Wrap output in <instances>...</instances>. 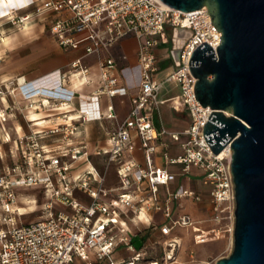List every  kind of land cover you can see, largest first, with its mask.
Returning a JSON list of instances; mask_svg holds the SVG:
<instances>
[{
  "label": "built area",
  "instance_id": "2783aa9c",
  "mask_svg": "<svg viewBox=\"0 0 264 264\" xmlns=\"http://www.w3.org/2000/svg\"><path fill=\"white\" fill-rule=\"evenodd\" d=\"M30 6H34V11L21 17L15 15L18 9L10 10L6 17H10L12 27L22 31L34 16L51 14L42 26L64 50L83 45L85 55L101 56L121 41L135 38L140 80L127 118L110 132L108 149L97 151L98 156H105L104 172L94 164L87 145L76 143L75 139L83 124L117 118L113 106L108 113L101 111L102 97L113 100L130 94L113 57L100 60L99 87L91 95L70 91L67 76L60 70L32 81L23 77L0 84V103L4 105L0 107V126L4 131L6 116L19 108L17 98L28 102L29 108L36 107L35 101L42 98L53 102L55 106L50 109L59 112L78 103L77 119L71 120L63 113L52 127L18 135L14 142L17 163L0 172V210L6 213L3 221L7 223L6 228L0 229V264H74L76 259L83 264H163L147 259L145 249L138 250L133 242L136 233L130 223L141 224L139 217L150 212L162 213L164 222L159 231L164 237L171 236L176 228H191L196 245L219 239V230H202L189 215L173 216L172 198L200 202L198 193L180 189L161 202L159 187L169 186L176 175L157 168L153 161L159 138L168 134L164 128L157 130L153 116L164 105L160 99L163 82L156 80L163 59L162 63L171 61L174 65L167 81L177 82L181 89L180 95L171 100L172 107L175 111L184 110L190 120L184 132L172 136L176 142L185 138L181 142L183 154L171 158L166 152L163 158L168 165L182 166V174H191L192 168L202 174L203 184L210 190L213 221L230 210L235 217L232 154L214 155L206 143L203 132L212 110L196 100V79L189 68L195 49L207 43L216 51L221 44L222 33L212 22L208 9L182 12L160 0H30L27 7ZM176 28L192 33L181 50L179 66L171 57ZM157 49L164 51L159 55ZM71 69L73 76L91 83L82 59L73 62ZM133 133L141 142L145 167L125 160L136 150ZM6 137L7 142L11 140L10 135ZM46 140L51 142L45 143ZM114 164L121 187L107 189L106 173ZM21 188H40L47 200L42 217L31 224H20L16 216L17 190ZM54 203L64 210L56 209ZM123 249L132 255L117 257Z\"/></svg>",
  "mask_w": 264,
  "mask_h": 264
},
{
  "label": "water",
  "instance_id": "95a60500",
  "mask_svg": "<svg viewBox=\"0 0 264 264\" xmlns=\"http://www.w3.org/2000/svg\"><path fill=\"white\" fill-rule=\"evenodd\" d=\"M160 1L182 12L206 7L222 33L216 51L204 43L189 62L195 98L212 110L204 139L214 155L232 151L234 249L216 264H264V0ZM191 37L188 29L173 30L176 66Z\"/></svg>",
  "mask_w": 264,
  "mask_h": 264
},
{
  "label": "crops",
  "instance_id": "0c3cea01",
  "mask_svg": "<svg viewBox=\"0 0 264 264\" xmlns=\"http://www.w3.org/2000/svg\"><path fill=\"white\" fill-rule=\"evenodd\" d=\"M30 0H0V84H6L10 80L25 78L27 81H32L41 76L47 75L51 72L60 70L63 74L67 76V88L70 91L79 92L84 95L93 94L99 87L100 81V69L99 62L102 59L113 57L118 67L122 70V83L130 87V94L126 97H118L113 100H109L106 97H102L101 100V111L103 113H108L109 107L113 106L117 118L115 120H102L83 124L80 128L79 134L76 136L75 142L86 144L89 152L92 155V160L94 164L100 169V171H105V156L97 155L98 150L108 149V138L111 131L115 130L118 125L125 121L128 114L131 111V97L136 92V87L140 80V69L138 67V42L135 38H128L121 41L114 48L108 52H103L101 56L98 55H85V46H79L76 48H71L64 50L58 46L54 41L52 36L45 27L42 26L45 21V17L51 14H46V16L38 17L34 16L27 24H33L26 30H22L19 33H12L14 28L10 23V17H6L10 10H17L16 16H24L34 11V6L27 7ZM30 30L31 33L27 36L25 31ZM12 33V34H11ZM164 50L157 49L156 53L161 54ZM126 56V60H122L121 57ZM78 59H82V62L86 68L89 69V81L90 84L86 83V80L76 76H73V71L71 69V64ZM161 100L164 101V105L161 106L159 112L154 113V123L158 131L162 128L168 131V134L163 135L158 140L157 153L153 156L154 165L157 168L165 167L171 173L176 175V179L169 184V186L159 187V199L162 203L166 202L170 194H175L178 190H192L198 193L202 200L196 202L199 204L198 209L191 208L189 212H196L199 216H203L201 212L206 210L207 218L212 219L214 215L213 207L210 202L209 188L203 184V176L196 169H191V174H182V166L179 165H168L163 154H167L171 158H176L183 154L181 148V142L184 141V137H181V142H176L173 139V134L182 133L181 130H176L178 124L171 119H167L169 111L176 114H184L189 119L188 114L184 111H175L172 107L171 100L179 94H174V92H167L161 95ZM10 103H13L12 99H9ZM37 106L34 108H29V103L22 101L21 99H15V103L19 106L15 113H10L5 118V135L9 133L6 132V123L10 119H14L16 138L18 135L37 132L45 130L53 126V122L56 121L58 115L67 114L71 120L77 119V107L78 103L75 102L66 111H54L50 107H54L53 102H47V100L39 98L35 101ZM45 105L46 107H43ZM0 107H4L0 103ZM158 115V121L156 120L155 114ZM170 114V113H169ZM161 115L166 117L163 121ZM22 121L20 120V118ZM188 126H189V122ZM2 128V127H1ZM188 128V127H187ZM134 144L136 150L132 156H126V161H133L135 164L145 167V155L141 149V142L136 133H133ZM184 138V139H183ZM51 140H46L45 143H49ZM96 161V162H95ZM102 165V166H101ZM105 186L107 189H119L121 187L120 177L117 173V166L114 164L110 166L106 173ZM118 191L117 193H121ZM29 199V198H24ZM24 201L26 204L27 202ZM192 200L190 198H178L171 201V207L173 210V216L179 217L183 215L190 214L185 210V201ZM33 201L32 207L37 205L35 199L29 200ZM194 201V200H192ZM195 202V201H194ZM162 215L158 212H150L146 216L147 224L134 225L130 223L131 230L134 233H138L144 229L152 227L149 231L148 243L143 246L146 250L148 249V244H150L153 238H164L159 231V225L164 222L157 220V216ZM205 215V216H206ZM191 217V216H190ZM192 218V217H191ZM198 223V222H197Z\"/></svg>",
  "mask_w": 264,
  "mask_h": 264
},
{
  "label": "rangeland",
  "instance_id": "374dc122",
  "mask_svg": "<svg viewBox=\"0 0 264 264\" xmlns=\"http://www.w3.org/2000/svg\"><path fill=\"white\" fill-rule=\"evenodd\" d=\"M31 25L33 24H29L24 30L31 27ZM19 32L21 31L14 29L12 33ZM30 33L31 31L29 29L25 31L26 36ZM162 61L163 59H160L158 66L159 72L156 74V80L158 82H163L160 94L163 95L167 92H174V94L180 95V85L175 81H167L168 76L174 70L173 63L171 61L162 63ZM155 117L158 121L157 113L155 114ZM161 119L164 121L166 117L161 115ZM167 119L169 121L173 119L178 124L176 130H181V132L187 129V122L190 121L186 115L176 114L172 111L168 112ZM20 120L22 121L21 118ZM14 123V119H10L6 123V132H8L11 137V140L8 142L6 141L7 137L5 132L0 126V172H4L8 167H12L15 162L17 163L16 146L14 143L16 140V126H14ZM160 168L165 169V167ZM17 195L19 199L17 206L19 212L16 216L20 224H31L42 217L47 200L40 188H21L17 190ZM22 199L27 202L26 204H31L33 201L31 202L29 200L35 199L37 205L35 207H32V205L27 206ZM184 203L186 207L185 210L195 222H198L197 226L199 228L205 231H211L214 229L219 230L221 232V237L201 245H196L194 242V233L191 228H176L171 236L153 238L152 242L148 244V249L145 250L148 253V257L157 258L162 261L163 264H216L221 259L229 258L234 249L235 217L232 215L233 210H230V212L225 211L218 216L219 220L213 221L214 217L212 219L207 218V215L205 214L206 210L201 212L203 215L201 217L195 211L189 212L191 208L198 209V203L192 200L185 201ZM54 206L56 209L61 208L64 210V207H61L56 203H54ZM5 214L6 213L3 210H0V229L7 227V223L3 221L6 216ZM156 219L161 222L163 217L159 215ZM139 220L142 224H147L146 216H140ZM211 237L213 238L214 236L211 235ZM174 240H177V243H175ZM119 253L125 254L126 257L132 255L127 253L124 249ZM74 264L83 263L79 259H76Z\"/></svg>",
  "mask_w": 264,
  "mask_h": 264
},
{
  "label": "trees",
  "instance_id": "16d2710c",
  "mask_svg": "<svg viewBox=\"0 0 264 264\" xmlns=\"http://www.w3.org/2000/svg\"><path fill=\"white\" fill-rule=\"evenodd\" d=\"M14 165H16V162L14 163ZM151 228L152 227H149L148 229H144L142 231H139L136 234V237L134 238L133 242H134V244H135V246L137 247L138 250L142 249L143 246L148 243V236H149V231L151 230ZM117 257L123 258L124 255H122V254L119 253L117 255ZM146 258L149 259L148 253L146 255ZM150 259L158 260L157 258H150ZM160 262H162V261H160Z\"/></svg>",
  "mask_w": 264,
  "mask_h": 264
},
{
  "label": "bare ground",
  "instance_id": "6f19581e",
  "mask_svg": "<svg viewBox=\"0 0 264 264\" xmlns=\"http://www.w3.org/2000/svg\"><path fill=\"white\" fill-rule=\"evenodd\" d=\"M9 1H11V0H9ZM232 154V151H231V149L228 147V148H226L219 156H221V157H228V156H230ZM174 242L175 243H177V240H174ZM154 264H156V263H154Z\"/></svg>",
  "mask_w": 264,
  "mask_h": 264
}]
</instances>
